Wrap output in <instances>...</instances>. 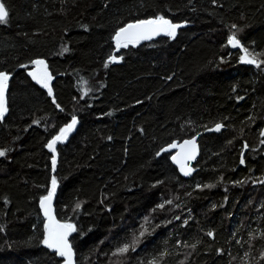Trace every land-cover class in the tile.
Masks as SVG:
<instances>
[{
  "label": "trees",
  "instance_id": "obj_1",
  "mask_svg": "<svg viewBox=\"0 0 264 264\" xmlns=\"http://www.w3.org/2000/svg\"><path fill=\"white\" fill-rule=\"evenodd\" d=\"M1 1L0 264H64L43 244L53 177L77 264H264V63L228 44L264 61V0ZM157 16L182 25L175 39L117 51L120 28ZM73 117L53 171L47 145ZM201 133L183 178L165 149Z\"/></svg>",
  "mask_w": 264,
  "mask_h": 264
},
{
  "label": "snow or ice",
  "instance_id": "obj_2",
  "mask_svg": "<svg viewBox=\"0 0 264 264\" xmlns=\"http://www.w3.org/2000/svg\"><path fill=\"white\" fill-rule=\"evenodd\" d=\"M9 11L4 2H0V25H6L8 23ZM182 27L180 24L172 23L169 19H166L164 16H157L151 19L139 20L135 23H129L126 26L120 28L113 37L116 45L117 51L121 48H127L129 44L135 46L140 41L152 40L153 37L159 36L161 34L168 36L172 39H175L177 34V29ZM236 26L233 25V28ZM228 44L233 48L241 47L242 51H244L245 55L241 57V62L248 64H255L257 68L260 67L261 63L264 61H257L255 57H250L247 49L243 48L240 41L237 39L236 34L233 33L228 38ZM64 51H68L67 48ZM123 57H116L115 55L109 58L108 63H117ZM35 65H37V70L35 72H29L28 74L32 76V78L41 85V87L48 90V94L52 95V88L50 87V82L52 80L51 74L47 71V65L43 60H35L33 61ZM108 63L105 64V67H108ZM22 67H26V65H22ZM10 76L6 72L0 71V120H3L5 114L8 111L7 108V99L6 93L8 90V82ZM55 103V100H53ZM59 107V105H57ZM38 123V122H37ZM77 123L76 117L72 118L71 124H68L66 127L61 128L59 131V135H56L47 145L49 151L53 153L52 157V168L55 171L56 167V145L58 142H63L67 139L68 134L72 131ZM222 125H216L215 130L219 131ZM264 135V133H262ZM264 143V141H262ZM172 148H175L176 145H171ZM182 149L181 159H177L176 156H173L172 159L180 164V170L184 175H190L192 169L188 168L187 161L195 159L196 156V142L194 140H187L183 145L180 146ZM247 148V145H245ZM5 152L0 151V157L4 156ZM244 163V160L241 159V164ZM57 181L55 177L52 178V189L49 191L47 196L41 198L40 207L44 212V215L47 219V222L44 225L45 236L43 239V244L56 252L57 255L64 258V264H73L72 261V249L71 245L68 242V236L70 233L76 231V228L71 223H60L51 214V200L53 195L55 194ZM207 187H215V185H207ZM168 203H171L169 201ZM77 208L80 207L78 204ZM162 208L163 205H160ZM179 219V217H177ZM147 223V220H146ZM186 223V222H185ZM143 227V226H142ZM146 231V229H145ZM141 236L144 235V232L140 233ZM208 235H212L209 233ZM138 242V238L133 241V245L125 244L123 247L119 248L116 253L113 255H123L126 254L130 248L132 251H135V244ZM195 247V245H193ZM166 253H162L161 255H165ZM152 264H157L154 260Z\"/></svg>",
  "mask_w": 264,
  "mask_h": 264
},
{
  "label": "water",
  "instance_id": "obj_3",
  "mask_svg": "<svg viewBox=\"0 0 264 264\" xmlns=\"http://www.w3.org/2000/svg\"><path fill=\"white\" fill-rule=\"evenodd\" d=\"M0 2H2V1L0 0ZM163 37H168V36H165V35L161 34V35H159V36H155V37H153L152 40L140 41L138 44H141V43H144V42L153 41V40H156V39H158V38H163ZM129 45H132V44H129ZM215 128H216V127L207 130L204 134H220V133L224 130V127H223V126L220 128L219 131H216ZM73 129H74V128H73ZM73 129H72V131H73ZM72 131H71V132H72ZM71 132H70V133H71ZM70 133H69V134H70ZM202 136H203L202 133H201V134H198V135H196L195 137L190 138V139H186V140H184V141H182V142H179V143H178V142L173 143V144L176 145L175 148H172L171 145H173V144H171V145H169V146L165 149L166 153H168V154L171 155V159H170L171 164L177 169V171L179 172L180 176L183 177V178H188L190 175H187V176L184 175L183 172H181V170H180V164L177 163L176 161H174V160L172 159V157H173V156H176L178 160L181 159V155H180V154H181V152H182V149H181L180 146L183 145L184 142L187 141V140H194V141L196 142V156H195V159H193V160H189V161L186 162L188 168L191 169V166L194 165V164H196V163L198 162V159L200 158V155H201V147H200V144H199V140H200V138H201ZM64 143H65V140H64L63 142H58L57 145H56V152H55L56 162H57V160H58V151H57V148H58V146H59L60 144H64ZM48 150H49V149H48ZM49 152H50V154L53 155V153H52L51 151H49ZM55 193H56V191H55ZM55 199H56V198H55V194H54L53 197H52V200H51V214H52V216L55 218V220H57L58 222H60V221L58 220L57 216H56ZM40 210H41L42 218H43L44 222L46 223V222H47V219H46V217H45V215H44V212H43V210L41 209V207H40ZM60 223H62V222H60ZM71 234H72V233H70V235L68 236V242H69L70 245H71V243H70V237H71ZM71 249H72V261H73V264H77V263H76V255H75V253H74V250H73L72 246H71ZM50 250H51V249H50ZM51 251H52L53 253L56 254V252H54L53 250H51ZM58 256H59V255H58ZM59 257H60V256H59ZM61 258H63V257H61ZM63 259H64V258H63Z\"/></svg>",
  "mask_w": 264,
  "mask_h": 264
},
{
  "label": "rangeland",
  "instance_id": "obj_4",
  "mask_svg": "<svg viewBox=\"0 0 264 264\" xmlns=\"http://www.w3.org/2000/svg\"><path fill=\"white\" fill-rule=\"evenodd\" d=\"M239 48H240V47H236V48H234V49H239ZM37 67H38V66L34 64V68H33V70H32L31 72H35V71L37 70ZM47 71H48V70H47Z\"/></svg>",
  "mask_w": 264,
  "mask_h": 264
}]
</instances>
